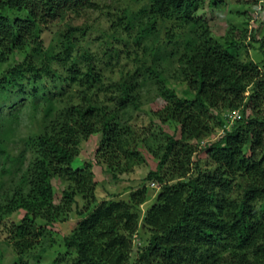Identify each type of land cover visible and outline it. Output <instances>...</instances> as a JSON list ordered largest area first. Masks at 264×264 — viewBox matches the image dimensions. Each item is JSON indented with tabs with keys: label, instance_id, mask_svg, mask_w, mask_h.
Instances as JSON below:
<instances>
[{
	"label": "trees",
	"instance_id": "1",
	"mask_svg": "<svg viewBox=\"0 0 264 264\" xmlns=\"http://www.w3.org/2000/svg\"><path fill=\"white\" fill-rule=\"evenodd\" d=\"M102 1L0 0V63L23 53L1 71L0 97L15 91L35 101L41 86L55 85L42 88L45 114L18 156L3 144L0 118V234L17 252L13 264L41 259L47 249L35 252L36 245L74 206L80 219L64 235L69 264H264V59L242 57L234 28L215 34L209 12L216 0H137L136 13L126 6L113 14L98 49L89 39L93 28L68 21L46 43L50 23ZM165 64H176L180 92ZM156 99L165 104L150 110L160 124L152 145L130 122ZM227 109L237 112L232 121L221 113ZM168 124L178 125L179 137ZM217 128L222 132L199 146L206 163L193 165L197 141ZM96 133V162L114 177L122 162L131 172L144 160L142 148L158 161L145 178L160 186L142 217L150 236L132 261L149 187L130 201H98L92 163L72 166L82 141ZM55 178L69 183L59 202Z\"/></svg>",
	"mask_w": 264,
	"mask_h": 264
},
{
	"label": "rangeland",
	"instance_id": "2",
	"mask_svg": "<svg viewBox=\"0 0 264 264\" xmlns=\"http://www.w3.org/2000/svg\"><path fill=\"white\" fill-rule=\"evenodd\" d=\"M137 0H105L102 1L100 7L96 10H86L81 13H71L67 16L66 20H55L50 23L44 31V37L46 43H51L55 34L63 27L66 26V21L71 22L75 25L88 26L93 28L90 34V41L93 47L98 49L99 37L101 35H108L110 18L113 14H120L121 11L126 8H133L134 12L138 11ZM218 6L213 12H209L211 24L213 30L217 36L226 34L228 28H234L236 39L245 46L242 47V57L244 59H253L260 62L264 59V1L262 0H216ZM237 30V31H236ZM236 31V32H235ZM241 33H240V32ZM240 33V34H239ZM253 34L255 37H253ZM93 38V39H92ZM23 53H19L16 57L10 56L4 63H0L1 71L7 70L10 66L16 65L23 57ZM121 64L125 62L124 58L121 59ZM122 66V65H120ZM125 66H128L127 64ZM166 73L173 77L175 73L176 64H165ZM177 76L173 77L172 86L176 87L178 92L184 88V84L178 82ZM49 90H54V83L49 81L46 83ZM45 86H41L38 100L32 101L30 98L18 96L15 91L9 92L8 95L0 97V118L3 119L2 125V137L4 146L13 153V155H19L26 147V138L37 130V119L43 117L45 114V90L42 89ZM252 87L246 92L249 94ZM165 102L162 99H156L155 101L149 100L144 103L143 109L135 113V119L130 122L136 132L141 136L147 138V142L154 145L153 132L156 128V124H159L157 119H152L150 110H158ZM11 113L13 118H11ZM222 114L229 117V120L234 119V115L237 114L233 110H222ZM262 113L264 114V103L262 107ZM160 125V124H159ZM169 133L175 134L177 137L180 136L178 125H164ZM220 129L217 128L214 133L203 141H197L198 151L193 155V165L199 161L201 164L206 163V153L200 150V143L203 145L208 140L215 139L220 134ZM101 134L96 133L90 136L88 139L83 140L80 146V153L77 155L72 162L74 168H78L84 165L85 161L92 163V168L95 173L96 188L95 194L98 201L110 200V199H121L130 201L132 193L137 191L144 184L149 187V196L147 201L139 206V212L141 214L140 224L138 232L134 235L133 239V251L130 261L134 260L138 254L141 246H144L148 242L150 233L142 225V217L146 209L154 202L155 197L160 191V186L157 182L153 184L151 181H146V176L151 169H155L157 166V158L153 155L148 148H142V155L144 160L135 166V169L130 171H124L130 165H126L122 162V167L117 171L116 177L107 168L108 165L105 163H97L96 160V149L99 144ZM125 164V165H124ZM8 166V164H6ZM192 165V166H193ZM0 161V169H1ZM8 176L3 177L5 185L8 184ZM53 185L56 189V202L60 201L63 196V189L68 188V181L60 180L55 178ZM78 200V207L83 208L86 200L82 195L76 196ZM77 207H73V210L68 214V218L64 221L55 223L49 230L46 237L42 238V246L36 245L35 252H39L42 247H45L46 251L42 254L41 259H33L32 264H69L72 259V254L67 250L64 245V235L70 234L72 229L76 226L80 216L76 212ZM24 210L20 213L15 214L12 218L19 220L22 218ZM3 235L0 234V251L3 255L2 264H13L17 252L14 250L12 244L3 240ZM60 258L59 263H54L56 258Z\"/></svg>",
	"mask_w": 264,
	"mask_h": 264
},
{
	"label": "built area",
	"instance_id": "3",
	"mask_svg": "<svg viewBox=\"0 0 264 264\" xmlns=\"http://www.w3.org/2000/svg\"><path fill=\"white\" fill-rule=\"evenodd\" d=\"M262 1H264V0H262ZM236 115H234L233 117H235ZM229 118V117H228ZM222 132V131H221ZM154 184V183H153Z\"/></svg>",
	"mask_w": 264,
	"mask_h": 264
}]
</instances>
